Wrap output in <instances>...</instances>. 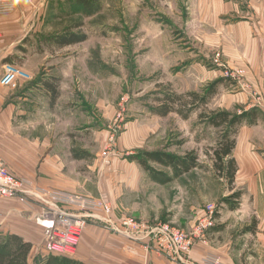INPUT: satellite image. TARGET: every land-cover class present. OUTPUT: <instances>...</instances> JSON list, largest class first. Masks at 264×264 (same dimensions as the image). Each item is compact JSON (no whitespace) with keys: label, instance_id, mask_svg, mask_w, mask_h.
I'll list each match as a JSON object with an SVG mask.
<instances>
[{"label":"rangeland","instance_id":"obj_1","mask_svg":"<svg viewBox=\"0 0 264 264\" xmlns=\"http://www.w3.org/2000/svg\"><path fill=\"white\" fill-rule=\"evenodd\" d=\"M49 3L52 12L48 14L57 23L49 36L81 23L75 31L88 38L68 52L69 69L72 74L78 72V77H69L77 108L40 120L38 137H50L53 147H44L39 165L56 153L71 168L65 175L78 190L74 193L113 197L118 213L113 211L119 217L160 214L164 222L148 221L187 232L206 218L208 205L216 207L217 224L222 212L238 208L243 191L231 187L214 169L213 147L223 131L201 119V114L223 110L250 114L232 138L237 145L240 132L250 130L254 147L264 149V88L253 86L249 71L240 67L244 46L229 27L239 18L228 15L214 27L211 11H197L196 0H99L101 9L92 16L83 14L75 0ZM243 3L242 9H247L249 2ZM50 44L48 48H58ZM41 70L39 82L48 69ZM46 79L61 87L59 78ZM217 80H222L218 94L187 119L178 113L160 116L153 111L167 95L203 93ZM46 143L40 141V145ZM155 150L179 156L195 152L202 167L170 184L152 187L145 171L129 157ZM83 151L86 158L74 160V153ZM237 191L242 194L235 200L230 196ZM192 219H196L194 227L184 229L186 220ZM49 257L45 252L35 254L40 261Z\"/></svg>","mask_w":264,"mask_h":264},{"label":"crops","instance_id":"obj_2","mask_svg":"<svg viewBox=\"0 0 264 264\" xmlns=\"http://www.w3.org/2000/svg\"><path fill=\"white\" fill-rule=\"evenodd\" d=\"M12 1L16 11L0 17V158L10 172L29 180L37 188L74 193L78 190L65 175L71 168L56 157V153L48 155L41 165L38 162L44 147H53L50 137H38L40 120L64 116L68 111L63 110L77 108L74 106L77 97L75 92H70L69 82L71 75L78 77V72L72 74L69 69L68 52L72 45L48 48L52 37L48 34H54L51 30L57 24L49 15L52 12L49 0ZM247 1V9H242L243 0H196L195 5L199 12L211 11L214 27L228 15L239 18L229 26L235 40L244 46L238 62L249 71L250 83L264 88V0ZM253 18L255 21L250 22ZM8 63L23 70L29 78L2 85L4 67ZM41 68L48 70L39 82ZM50 76L61 82L60 96L54 103L45 85ZM243 130L237 137L233 154L238 164L234 186L243 191L239 206L233 211L222 212L219 224L210 230L207 240L197 244L187 257L170 260L155 252L146 253L124 235L100 222H92L71 260L82 264H208L205 259L215 256L221 258L222 264H264V149H256L250 130ZM40 141L47 143L40 145ZM86 152H75L74 160L85 159ZM146 182L152 187L165 186L153 182L150 177ZM105 200L117 212L116 200L113 197ZM39 211V206L18 198L0 199V236L16 234L31 243V264H36L35 254L44 252L43 228L36 220ZM122 217L114 211L111 216L115 223H120ZM134 217L152 222H164L165 218L150 212ZM187 221L184 229L191 230L196 219Z\"/></svg>","mask_w":264,"mask_h":264},{"label":"built area","instance_id":"obj_3","mask_svg":"<svg viewBox=\"0 0 264 264\" xmlns=\"http://www.w3.org/2000/svg\"><path fill=\"white\" fill-rule=\"evenodd\" d=\"M16 4L12 0H0V17L14 13ZM244 74V71H238ZM29 78L14 64H6L1 84H13L18 79ZM18 198L40 208L36 220L43 228L44 252L48 255L74 258L86 228L92 222H100L113 232L122 234L135 242L146 253L155 252L170 260L187 257L217 225L214 217L216 207L208 205V215L200 220L193 231L187 232L169 224H152L145 219L123 217L115 223L110 202L99 197L86 196L67 191L40 189L29 180L15 176L0 158V199ZM208 264H222L220 257L208 256Z\"/></svg>","mask_w":264,"mask_h":264},{"label":"trees","instance_id":"obj_4","mask_svg":"<svg viewBox=\"0 0 264 264\" xmlns=\"http://www.w3.org/2000/svg\"><path fill=\"white\" fill-rule=\"evenodd\" d=\"M76 5L80 6L83 14L92 16L99 12L101 5L99 0H75ZM81 23L68 28L61 34L50 37L52 43L57 47H65L83 43L87 40V35L82 32H76L80 29ZM222 80H217L210 84L203 93L189 92L186 95L171 94L165 97V100L156 106L153 111L160 116H168L171 113H178L187 119L190 112L199 106H206L212 98L218 94V86ZM48 92L51 93L52 102H56L60 96L57 82H46ZM180 105V108L177 105ZM251 116L244 112L241 115H235L226 110L211 111L208 114H201V119L217 129H222V136L213 147V162L215 171L228 180V184L233 187L235 183L238 166L236 160L232 157L233 150L236 146L235 138H232V132L239 126L246 117ZM87 155V154H86ZM85 155V157H86ZM83 159L84 156L76 155ZM136 161L141 168L149 175L150 179L160 185H167L174 180L201 168L199 157L195 152H190L184 156L175 155L165 150L140 151L129 157ZM153 165L162 167L165 170H157ZM242 192L237 191L230 197L239 199ZM228 201V200H226ZM32 244L26 242L24 238L16 234L0 236V264H31L30 255ZM36 264H82L72 261L71 258L58 257L50 255L47 260L35 259Z\"/></svg>","mask_w":264,"mask_h":264}]
</instances>
